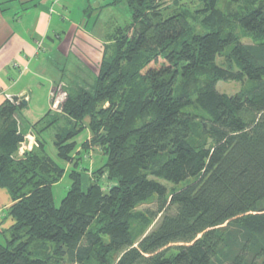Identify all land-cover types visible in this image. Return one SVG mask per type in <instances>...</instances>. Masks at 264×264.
Listing matches in <instances>:
<instances>
[{
    "label": "trees",
    "instance_id": "trees-1",
    "mask_svg": "<svg viewBox=\"0 0 264 264\" xmlns=\"http://www.w3.org/2000/svg\"><path fill=\"white\" fill-rule=\"evenodd\" d=\"M122 1L129 22L108 36L93 89L66 90L56 160L22 131L24 103L0 104V189L11 201L0 264H264V0H228L237 8L225 11L183 0L166 15L164 0L112 3ZM219 80L247 86L226 94ZM93 147L105 161L83 190L78 149ZM151 198L155 211L136 212Z\"/></svg>",
    "mask_w": 264,
    "mask_h": 264
},
{
    "label": "crops",
    "instance_id": "crops-1",
    "mask_svg": "<svg viewBox=\"0 0 264 264\" xmlns=\"http://www.w3.org/2000/svg\"><path fill=\"white\" fill-rule=\"evenodd\" d=\"M107 1L103 0V6L81 8L77 22L71 19V8L65 0H0V104L5 99H18L25 105L23 112H31L33 89L41 84L36 78L43 77L51 86L41 106L44 112L37 115L53 111L50 100L55 83L33 63H43L40 59L45 60L46 54L60 53L68 58L73 51L87 62L86 66L99 63L108 36L116 27L100 21L103 8L113 2ZM10 204L7 192L0 189V228L4 221L8 225L3 229L11 224L6 212Z\"/></svg>",
    "mask_w": 264,
    "mask_h": 264
},
{
    "label": "rangeland",
    "instance_id": "rangeland-1",
    "mask_svg": "<svg viewBox=\"0 0 264 264\" xmlns=\"http://www.w3.org/2000/svg\"><path fill=\"white\" fill-rule=\"evenodd\" d=\"M70 8H71V19L78 22V19L82 16L81 8H85L87 6L94 7L97 4L105 5L106 3H102L103 0H65ZM114 0H108L107 2H112ZM228 0H219L216 4V8L225 11V10H235L237 6L235 4L227 3ZM178 3H180V7H184L183 0H164L162 2L163 7V14H170L173 11H177V7H179ZM104 7V11H102L99 15L100 21L106 24H110L117 26V25H123L127 24L129 22V16L127 12L126 4L122 1L117 4ZM183 4V5H182ZM182 5V6H181ZM185 5L188 6L190 11H194L196 9L197 4L196 3H185ZM197 15V14H196ZM90 25V23H89ZM237 33L240 35V30L236 29ZM241 42L243 43H250L251 40L248 37H244L241 34ZM43 63H33L36 65V69L40 70L42 73H44L45 77H48L51 82H54V87L51 92V108L53 111L47 116L43 115H37L38 112H44L43 109H41L42 104H44L45 98L44 95L46 93V90L48 87L51 86L50 83L47 82L46 78L45 80L43 77L36 78V81H40V87L37 86L33 89L32 92V100L30 102V109L29 111H21V113L18 115V120L21 123V129L24 133L32 132L34 136L38 137L42 141H44L45 144V150L49 156L56 158V151L55 147L53 145L54 140V134L59 126H62L65 124L66 118L62 116L61 112V106L59 108V105L63 102L66 96V90L67 92H71L72 94H76L79 90L83 89L84 91H91L93 89V85L95 82V77L99 68V63H93V66H86V61H82L80 57L75 53L74 51L70 54L68 58L63 57L60 53H57L56 55L52 56H45L44 58L40 59ZM219 61V60H218ZM247 86V82H235L232 80H219L217 81L215 88L217 91L226 93V94H233L244 87ZM191 109V108H190ZM43 110V111H41ZM192 110V109H191ZM33 113V114H32ZM36 113V115H34ZM44 116V117H43ZM43 117V118H41ZM55 119L53 124H51L49 127L45 128L41 132H38V130L47 123ZM40 120V121H38ZM34 124L35 127L33 126ZM33 126V127H32ZM32 134H27V140L25 142V146H29L30 144L34 145V136ZM86 137H90L89 130L83 131L81 134H79L75 141L79 145L82 141L85 140ZM24 146V147H25ZM81 155L83 154L82 159L80 160L77 171L81 173V187L83 190L86 189L88 182H89V175L90 173L99 165H101L105 160V157L102 156L101 151L97 147H93L88 150V152H81L82 150H79ZM77 155V154H76ZM72 166L70 164L66 165V171L64 172L63 176L61 177L60 181L55 183L52 186V192H53V198H54V204L56 206L59 205L62 197L65 195L69 185H70V178L68 176L69 169ZM168 189H178L186 183H180L176 185H172L168 183L167 181H162ZM100 186L103 189H106L109 185L114 183V181H109L105 175H103L98 182ZM155 211L156 210V199L151 198L148 201L142 203L136 208V212L141 213L145 211ZM160 219V214H158L154 220L151 221V223L147 226V228L143 231V235L147 234L154 226L157 224V222ZM4 224L0 229L3 230V227L8 225V222L4 221ZM140 220L137 222L132 223V230H139L140 226ZM2 239V235L0 234V240ZM53 264H72L70 263L66 257L63 258V260L59 261L58 263Z\"/></svg>",
    "mask_w": 264,
    "mask_h": 264
},
{
    "label": "water",
    "instance_id": "water-1",
    "mask_svg": "<svg viewBox=\"0 0 264 264\" xmlns=\"http://www.w3.org/2000/svg\"><path fill=\"white\" fill-rule=\"evenodd\" d=\"M59 108H60V105H59Z\"/></svg>",
    "mask_w": 264,
    "mask_h": 264
}]
</instances>
